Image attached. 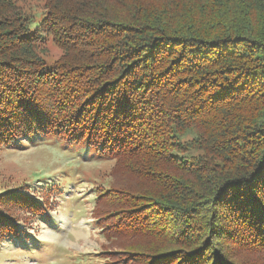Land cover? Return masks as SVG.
<instances>
[{
  "label": "trees",
  "instance_id": "trees-1",
  "mask_svg": "<svg viewBox=\"0 0 264 264\" xmlns=\"http://www.w3.org/2000/svg\"><path fill=\"white\" fill-rule=\"evenodd\" d=\"M38 2L0 0V148L41 133L114 160L92 213L110 263L264 264V0ZM17 208L44 210L2 195L0 239Z\"/></svg>",
  "mask_w": 264,
  "mask_h": 264
},
{
  "label": "rangeland",
  "instance_id": "rangeland-1",
  "mask_svg": "<svg viewBox=\"0 0 264 264\" xmlns=\"http://www.w3.org/2000/svg\"><path fill=\"white\" fill-rule=\"evenodd\" d=\"M14 1L23 7L40 3L38 0ZM36 9L29 23L31 31L42 18L40 8ZM44 48L42 56L51 67L61 50L50 38ZM91 150L84 144H72L41 133L20 137L0 148V197L11 192L25 194L44 207L40 214L16 209L21 232L19 236L0 239V264H71L68 253L72 248L69 249L71 246L66 240L72 229L67 222L74 211L79 212L74 214H78L77 221L81 213L93 218L89 223L95 222L96 235L91 233V236L93 242L98 240L94 247L101 250V263L114 264L107 256L111 252L108 242L92 215L98 190L109 186L114 160ZM86 247L89 244L84 242L76 246Z\"/></svg>",
  "mask_w": 264,
  "mask_h": 264
},
{
  "label": "crops",
  "instance_id": "crops-1",
  "mask_svg": "<svg viewBox=\"0 0 264 264\" xmlns=\"http://www.w3.org/2000/svg\"><path fill=\"white\" fill-rule=\"evenodd\" d=\"M76 212L77 211H74L71 214V217L69 218L67 222L68 224H70V228L72 229V231L70 232H72V235H73L72 239L66 240L68 244L71 246L69 247V249L72 248L71 251L69 250L70 252L68 253L69 260L71 264H102L101 262H103V260H101V257L99 256V254L101 253V250L94 247L96 246V243H98L96 242L98 240H94L93 242L92 236H91V233L96 235L95 232L93 231V225L95 222L89 223L90 220L93 221V218L92 217L86 218L84 216L85 214H82V213L80 215V220L77 221L76 217L78 216L79 212H77L78 214L74 215ZM83 230H88L87 238H85L81 234ZM100 240H101V237H100ZM80 242H84V244L86 245L89 244V247L76 248L77 244H79Z\"/></svg>",
  "mask_w": 264,
  "mask_h": 264
},
{
  "label": "clouds",
  "instance_id": "clouds-1",
  "mask_svg": "<svg viewBox=\"0 0 264 264\" xmlns=\"http://www.w3.org/2000/svg\"><path fill=\"white\" fill-rule=\"evenodd\" d=\"M81 234H82L85 238H87V237H88V230H83V231L81 232ZM67 238H68V239H71V238H72V234H71V232H69V233L67 234Z\"/></svg>",
  "mask_w": 264,
  "mask_h": 264
},
{
  "label": "bare ground",
  "instance_id": "bare-ground-1",
  "mask_svg": "<svg viewBox=\"0 0 264 264\" xmlns=\"http://www.w3.org/2000/svg\"><path fill=\"white\" fill-rule=\"evenodd\" d=\"M43 236H45V234Z\"/></svg>",
  "mask_w": 264,
  "mask_h": 264
}]
</instances>
